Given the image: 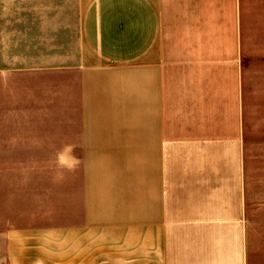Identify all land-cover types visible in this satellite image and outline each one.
<instances>
[{
    "label": "crops",
    "instance_id": "1",
    "mask_svg": "<svg viewBox=\"0 0 264 264\" xmlns=\"http://www.w3.org/2000/svg\"><path fill=\"white\" fill-rule=\"evenodd\" d=\"M259 74L264 0H0V155L69 176L7 264H247Z\"/></svg>",
    "mask_w": 264,
    "mask_h": 264
},
{
    "label": "rangeland",
    "instance_id": "2",
    "mask_svg": "<svg viewBox=\"0 0 264 264\" xmlns=\"http://www.w3.org/2000/svg\"><path fill=\"white\" fill-rule=\"evenodd\" d=\"M258 79L256 102L252 99L243 117L247 264H264V74ZM55 156L17 154L18 166L11 168L10 155H0V264L8 262L9 231L29 223L45 226L60 222L57 183L58 178L69 176L57 168Z\"/></svg>",
    "mask_w": 264,
    "mask_h": 264
}]
</instances>
